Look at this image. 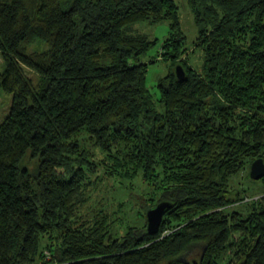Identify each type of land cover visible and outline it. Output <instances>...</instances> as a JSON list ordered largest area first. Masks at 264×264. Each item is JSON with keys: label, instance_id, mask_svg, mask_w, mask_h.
<instances>
[{"label": "trees", "instance_id": "16d2710c", "mask_svg": "<svg viewBox=\"0 0 264 264\" xmlns=\"http://www.w3.org/2000/svg\"><path fill=\"white\" fill-rule=\"evenodd\" d=\"M62 1L0 0V264H264V177L231 186L264 159V0H187L199 69L175 0ZM164 22L156 99L144 26ZM104 181L170 202L159 232L90 214Z\"/></svg>", "mask_w": 264, "mask_h": 264}, {"label": "rangeland", "instance_id": "374dc122", "mask_svg": "<svg viewBox=\"0 0 264 264\" xmlns=\"http://www.w3.org/2000/svg\"><path fill=\"white\" fill-rule=\"evenodd\" d=\"M175 1L179 6L180 18L187 37L185 40V48L188 49L187 58L195 68L199 69L202 64L203 49L195 47V42L197 41L199 33L198 26L194 21V16L187 0ZM70 4L71 2H68V0H63V9H68ZM144 32L148 33L151 38L159 39V44L150 50L148 55L144 57V60L150 61L152 57H158L159 55L161 59V53H159L160 45L165 37L168 36V23L147 24L144 26ZM45 46L46 45L42 43L40 45H34L31 49L44 48ZM4 64V59L0 53V72L4 69ZM169 64L170 62L166 63L161 59L149 65L147 83L156 99L160 98V90L157 86L158 80L168 73ZM31 75L35 77L34 74L31 73ZM12 100V95L0 88V124L9 114ZM32 162L34 161H29L30 166L34 167L35 163ZM107 186L108 183L105 181L97 182L96 185H93L91 189V191H93V196H91L89 203H86V210L91 209L90 214H92V209L99 211L103 207L106 209L108 208V211L112 214L113 226L121 234L125 233L130 227L142 226L146 221L147 213L150 209H148L147 206L153 203V201L147 199L152 198L153 192L147 190L145 194H143L140 192L139 188H131L127 183H121L119 187L115 186L114 188H108ZM231 186L232 188H238L240 190L246 188L250 191L249 196L260 194L263 189L260 180H254L251 177V170H249L248 166L233 178ZM114 195L117 199L113 197ZM111 206L113 208H119L114 212Z\"/></svg>", "mask_w": 264, "mask_h": 264}, {"label": "water", "instance_id": "95a60500", "mask_svg": "<svg viewBox=\"0 0 264 264\" xmlns=\"http://www.w3.org/2000/svg\"><path fill=\"white\" fill-rule=\"evenodd\" d=\"M176 74L179 79H184L186 72L182 65H178L176 68ZM251 177L254 180H260L264 177V159L258 158L252 163ZM171 208V203L167 201L159 202L156 206L149 209L147 213L148 232L150 234H157L160 230L164 216L167 210ZM194 264H199L197 261Z\"/></svg>", "mask_w": 264, "mask_h": 264}]
</instances>
